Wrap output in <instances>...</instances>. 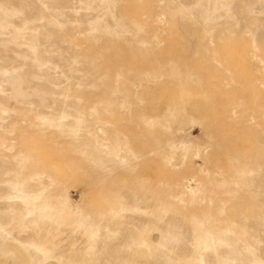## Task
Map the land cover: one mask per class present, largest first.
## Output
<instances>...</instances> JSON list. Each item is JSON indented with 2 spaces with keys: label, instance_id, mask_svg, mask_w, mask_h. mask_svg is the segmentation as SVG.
Masks as SVG:
<instances>
[{
  "label": "rangeland",
  "instance_id": "1",
  "mask_svg": "<svg viewBox=\"0 0 264 264\" xmlns=\"http://www.w3.org/2000/svg\"><path fill=\"white\" fill-rule=\"evenodd\" d=\"M0 264H264V0H0Z\"/></svg>",
  "mask_w": 264,
  "mask_h": 264
}]
</instances>
